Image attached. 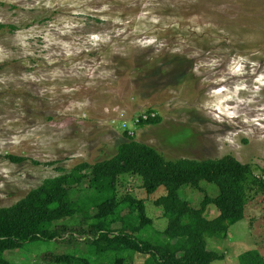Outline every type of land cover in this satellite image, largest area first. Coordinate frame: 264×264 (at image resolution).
<instances>
[{
  "label": "rangeland",
  "instance_id": "rangeland-1",
  "mask_svg": "<svg viewBox=\"0 0 264 264\" xmlns=\"http://www.w3.org/2000/svg\"><path fill=\"white\" fill-rule=\"evenodd\" d=\"M0 24V208L62 174L59 168L110 158L130 139L171 160L232 155L264 178V86L255 96L239 91L244 103L223 100L240 81L252 89L264 72V0H0ZM97 35L107 39L94 45L90 38ZM153 37V44L139 43ZM236 56L257 61L254 70L229 74ZM233 105L239 116L229 122L223 109ZM150 117L160 122L142 123ZM8 155L25 159L13 163ZM200 186L219 193L206 181ZM67 188L75 203L90 204L96 193L91 175ZM114 192L110 236L151 244L165 238L167 219L154 205L163 187L147 195L137 176L125 174ZM179 193L196 207L203 197L194 188ZM253 196L248 192L246 216L225 238L206 237V248L220 256L212 264H240V254L251 249L264 258V200ZM140 201L150 219L143 225ZM87 209L89 216L96 212L92 204ZM217 215L209 205L206 216ZM93 222L80 213L57 221V239L27 242L4 257L12 264H54L55 255L75 253L93 262ZM122 255L125 264L148 258Z\"/></svg>",
  "mask_w": 264,
  "mask_h": 264
},
{
  "label": "trees",
  "instance_id": "trees-1",
  "mask_svg": "<svg viewBox=\"0 0 264 264\" xmlns=\"http://www.w3.org/2000/svg\"><path fill=\"white\" fill-rule=\"evenodd\" d=\"M0 27L3 26L0 24ZM141 121L157 124L160 118ZM7 159L21 163L25 158L8 155ZM59 170L63 173L45 179L14 205L0 208V264H12L4 257L5 250L22 248L30 241L57 239L60 231L54 223L78 213L84 219L94 218L90 227L96 238L88 242V250L92 247L95 261H89L84 255L66 253L55 255L54 264H125L127 259L122 253L127 251L146 254L148 258L143 264H212L220 256L206 248V237L225 238L229 227L245 218L248 192L253 193L254 200H264V178L254 175L249 164L232 155L171 160L153 146L133 139L119 144L110 158L94 164L82 161L69 171ZM125 174L137 176L147 195L160 187L165 190V194L154 200V205L162 209L167 219L162 241L138 242L128 235L110 236L105 231L117 208L114 192L117 179ZM89 175L96 189L90 201L96 208L93 216H89L90 209H87L90 204L84 200L73 202L67 188ZM202 181L216 185L219 193L209 195L201 189ZM182 187L201 190L203 197L197 207L181 198ZM209 205L218 210V215L212 219L206 216ZM137 208L141 224L150 222L141 201ZM238 259L240 264H264L263 256L256 249L243 252Z\"/></svg>",
  "mask_w": 264,
  "mask_h": 264
},
{
  "label": "clouds",
  "instance_id": "clouds-1",
  "mask_svg": "<svg viewBox=\"0 0 264 264\" xmlns=\"http://www.w3.org/2000/svg\"><path fill=\"white\" fill-rule=\"evenodd\" d=\"M91 42L95 45L98 41H104L107 39V36H93L90 38ZM155 37H153L150 40L140 41L139 43L141 46H147L150 44L155 43ZM163 46V43L158 45V47ZM217 63V61L213 60L211 62L210 66H214ZM251 64V68H246V65ZM257 64V61H248L246 57L243 56H236L233 57L228 65V72L231 75H243L245 71H253L255 68V65ZM224 77H222L223 79ZM218 83V81H217ZM261 86H264V72L260 73L257 77V82L255 83L254 87L252 89H248L247 84L244 81H240L239 84L234 86V90L231 91L230 94H226L223 96V100H236L240 103H244L245 100L238 96L239 91L245 90V91H251L252 96H255L259 93ZM220 93H227L228 89L221 88L219 89ZM212 96H217L218 93L216 91H213L210 93ZM248 102H251L250 100ZM206 107H215V105H206ZM223 116L228 118V121L231 122L233 117L239 116V113L235 110V105H233L231 108L225 107L223 109ZM213 117L215 119H222L220 115L213 113ZM259 119H264V116H261ZM250 122H256L258 123V120L256 121H250ZM261 127H264V125H261Z\"/></svg>",
  "mask_w": 264,
  "mask_h": 264
}]
</instances>
